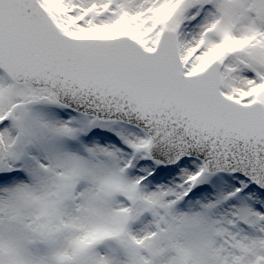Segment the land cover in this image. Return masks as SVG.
<instances>
[{
    "label": "snow or ice",
    "instance_id": "1",
    "mask_svg": "<svg viewBox=\"0 0 264 264\" xmlns=\"http://www.w3.org/2000/svg\"><path fill=\"white\" fill-rule=\"evenodd\" d=\"M0 264H264V0H0Z\"/></svg>",
    "mask_w": 264,
    "mask_h": 264
}]
</instances>
